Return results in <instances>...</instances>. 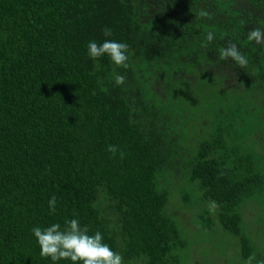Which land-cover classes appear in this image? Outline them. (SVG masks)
<instances>
[{"label":"trees","instance_id":"16d2710c","mask_svg":"<svg viewBox=\"0 0 264 264\" xmlns=\"http://www.w3.org/2000/svg\"><path fill=\"white\" fill-rule=\"evenodd\" d=\"M257 27L264 0H0V264H72L42 257L32 228L73 218L123 264H218L234 244L232 263L264 260L243 219L253 202L264 216ZM105 39L129 45L128 68L88 56ZM230 43L245 67L220 58ZM202 206L233 236L204 263L179 213Z\"/></svg>","mask_w":264,"mask_h":264},{"label":"clouds","instance_id":"9594fccd","mask_svg":"<svg viewBox=\"0 0 264 264\" xmlns=\"http://www.w3.org/2000/svg\"><path fill=\"white\" fill-rule=\"evenodd\" d=\"M204 15H207L205 13ZM105 37L112 36V30L108 27L102 29ZM214 33L208 32L206 40L213 41ZM248 39L255 41L257 44H264V28H253ZM128 49L129 45L112 39H105L102 43L90 41L87 46L88 56L92 59H98L105 55L109 56L117 66L128 68ZM220 58L223 60L232 59L241 68L248 64V60L243 55L238 46L230 43L220 52ZM115 83L117 85L124 84L126 77L124 75H115ZM107 151L116 156L119 154L123 159L125 153L119 149L117 145H108ZM57 197L51 196L48 200V209L50 214L56 212ZM37 243L40 247V255L50 258L53 262L59 260H70L72 264H123V257L120 253L115 252L104 242L103 235L97 231L89 234L87 226H82L78 219L73 218L65 222L62 227L60 223H52L47 227H33ZM256 257L249 256L246 264H253ZM256 264H264V260L256 261Z\"/></svg>","mask_w":264,"mask_h":264},{"label":"rangeland","instance_id":"374dc122","mask_svg":"<svg viewBox=\"0 0 264 264\" xmlns=\"http://www.w3.org/2000/svg\"><path fill=\"white\" fill-rule=\"evenodd\" d=\"M261 211V206L258 203L253 202L251 203V207L247 206L244 208L243 219L246 220L247 225L245 226H247V229L251 231L255 228V230H257L255 232L257 236H259V238L262 237L264 241V216ZM179 213L183 219H187V226L191 230V235L189 236L190 238L187 240V243L191 250H194V255L196 254V257L199 258L202 263L208 260L209 255L204 252V247L216 249L217 253L220 250L225 252L226 246L230 243L229 239L233 238V236L224 231L216 232V229H219L220 227L215 215H212L215 214L214 211H212V213L211 211L210 213H206L203 210V206L200 209L183 207L179 209ZM251 234V237L254 240H257L256 235L253 234V232ZM234 241L235 240H233V242ZM200 248H202V250H200ZM237 251L238 247L234 244V246H231L226 253V255L229 254V256L220 257V262H218V264H234L229 259L233 257ZM224 259L227 260L225 263Z\"/></svg>","mask_w":264,"mask_h":264}]
</instances>
